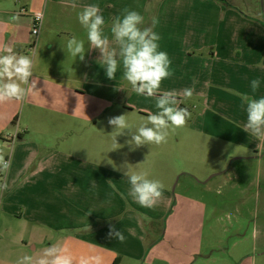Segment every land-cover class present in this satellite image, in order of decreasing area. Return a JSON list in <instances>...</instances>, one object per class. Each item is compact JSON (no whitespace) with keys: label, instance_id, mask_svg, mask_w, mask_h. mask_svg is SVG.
Wrapping results in <instances>:
<instances>
[{"label":"crops","instance_id":"0c3cea01","mask_svg":"<svg viewBox=\"0 0 264 264\" xmlns=\"http://www.w3.org/2000/svg\"><path fill=\"white\" fill-rule=\"evenodd\" d=\"M180 1L130 0L132 4H129L128 0H75L76 7H72V0H0V47L8 45L18 53L32 56L35 71L32 79L38 77L37 88L40 90L39 94L30 96L24 102L0 103V153L4 154V150H9L8 138L18 126L22 132L17 143L12 144L9 173L25 172L26 169L31 168L30 179H35L38 183L39 181L55 183L53 187L56 188L52 193L53 196L49 197L34 198L31 196L27 198L24 193L25 200L23 201H18V197L10 195L8 198L10 206H7L9 209L5 208V214L0 219V264H16V261L25 255L34 257L31 253L32 250L50 247L52 240L47 241L46 238H43V236L49 235L48 228L50 227L65 239L63 232H60V229H65L62 228L64 225L71 228L80 226L89 229L88 234L91 237L92 247L95 250L99 249L102 253L101 256L107 255L105 264H112L117 256L121 257L120 264H123L124 255L128 256L132 250L131 258L138 260L141 251L147 244L148 225H151L152 221L160 216L161 209L158 208L160 203L164 201L166 203L170 199L167 186H164L163 198L155 208L141 207L127 195L130 185L125 175V179L118 177L114 180L113 178L107 179L106 176L101 179L102 174L95 171L96 174L92 176L91 170H88V173L77 174L76 170H80L82 162L89 161V164L95 165L98 160L93 162L90 159L82 158L81 161H77L79 163L76 165L66 160L68 166L64 167V155L60 153V149L56 150L54 154L58 160L56 172L48 174L47 179L36 176L41 167L43 171H47L50 162H43L46 157L41 154V157L37 156L40 152L35 148L38 143L32 138L33 132L38 134L43 131L45 125H50L52 129L64 133V135L58 134V138L55 137L57 145H59V140L64 141L66 133H70L72 138H75V133L80 130L84 131V135L90 134L95 143L101 139L112 140L111 137L115 133L108 120L116 116L114 112L125 108L118 100L124 91L127 92L131 88L123 79L122 67L118 69L115 79H108L106 69L99 62L101 53L98 49H91L87 45L86 32L78 21V13L84 6L99 5L105 19L104 32L110 38V47H117L112 41L110 33L114 17L122 15L123 10L127 8L139 12L145 18L147 12L157 6V10L152 11L151 15L152 20L156 18L159 25L156 24L153 30L160 36L158 42L160 50L168 53L171 60L170 70L173 72L170 78L163 81L161 90H175L177 93H182L185 88H194L193 93L201 94L203 111L208 112L209 117L205 118L206 121L203 123H215L222 119L225 129H231V125L234 128V123L230 121L229 123L208 110L214 109L216 106L219 109L224 100V96L221 98L219 93L226 88L236 87L238 82L246 91H251L250 82L254 79L253 77L259 78L264 83V12L261 6H257L256 3L246 7V10L243 9L248 12L245 15L241 11L242 7L231 4L234 1L229 3V0H182L185 3H191L193 7L197 6L194 21L196 16L198 24L207 28H216L211 35L206 33L201 37H195L193 32L190 36L179 35L173 28H177L178 23L181 24ZM151 2H153V6H150ZM36 13L43 15L37 35L32 33ZM13 16H18L19 20L12 21L11 17ZM189 18V15L184 17L186 22ZM161 23L162 25H160ZM203 32L204 30L201 31V33ZM73 35L85 40L86 52L83 61L79 57L74 58L67 53L66 42ZM199 52L203 54L199 55ZM210 53H212L211 56H209ZM194 67L201 68V71L195 72ZM262 95L264 93L258 96ZM140 117L146 118L145 115ZM237 123L243 124L242 122ZM125 131L119 136L122 140L128 141L131 139V134ZM228 132L225 133V137L228 139L220 134L214 135L222 137L224 140L233 141ZM206 134L211 135L208 131ZM244 135L247 136L246 139L249 142V133L244 131ZM109 148L103 149V152H110ZM46 151L50 152L48 148ZM71 156L78 157V154L72 153ZM34 159L37 164L29 166ZM101 162L100 168L107 169L108 163L103 155ZM121 162L120 157L117 156L115 160L117 166H120ZM125 162L129 161L125 160ZM231 164L230 167H232ZM70 165L72 166L70 167ZM66 167H68V174H65ZM137 167L138 165L135 166L133 163L130 169L136 172ZM126 171L127 167L120 169V174H124ZM89 177L91 182L87 184L84 180ZM54 179L56 182H52ZM93 180L97 183L94 188ZM107 183H114L116 190L107 186L109 185ZM101 185L103 188L107 186L106 193H103V189H98ZM61 188H64L63 191ZM42 193L44 194V190ZM108 193L111 196L101 197L102 194L106 196ZM121 193L124 194L123 197ZM198 198V205L195 204L198 209H196L198 217L194 215L192 220H188L191 223L196 220V225L200 228L198 224H201L205 217L206 201L202 197L198 196ZM192 201L194 199L179 192L174 205L167 214L168 219L177 212L179 204L187 202L193 205ZM26 202L29 205H31L30 203L36 204L35 208L38 212L32 213L35 209L32 205L31 209L26 208L24 211L23 204ZM72 202L74 206L68 207ZM100 202L104 207L98 206ZM47 203L52 206L58 205L57 214H55L57 217L48 214L45 206ZM62 205L67 207L72 218L60 217L59 211ZM54 207L56 208V206ZM18 212L20 214H17ZM143 214L146 215V218L142 217ZM112 215L122 216V220L125 221V229L122 224L117 230L122 231L125 236L123 243L109 237L108 229L111 227H108V224H105L107 227L101 224L103 223L101 221L111 218ZM8 219L10 223H8ZM14 220H18V228L14 225ZM40 236L42 238H39ZM28 240L31 241V244ZM241 240L242 238H240ZM40 250L43 251V249ZM81 251L90 252V248L82 247ZM90 255L99 254L90 253ZM255 263L256 259L250 254L239 262V264ZM223 264H225L224 260Z\"/></svg>","mask_w":264,"mask_h":264},{"label":"rangeland","instance_id":"374dc122","mask_svg":"<svg viewBox=\"0 0 264 264\" xmlns=\"http://www.w3.org/2000/svg\"><path fill=\"white\" fill-rule=\"evenodd\" d=\"M232 1L234 2L231 4L242 7L241 11L245 15L247 11L243 9L254 3L261 6L264 12V0H229V2ZM128 3L132 4L130 0H128ZM152 3L150 6H153ZM179 4L182 14L181 24L178 23L177 28H173L177 30L179 35L187 34V36H190L193 32L195 37H201L206 33L212 34L216 27L207 28L202 24H198L196 16L194 21L197 6L193 7L191 3H185L182 0ZM197 5L199 4L197 3ZM155 10H157V6L152 11ZM152 11L147 12L144 18L145 27H152ZM185 15L190 16L188 22L184 19ZM202 30H204L203 33H201ZM198 54L202 55L203 53L199 52ZM211 55L212 53L209 54V56ZM194 69L195 72L201 71V68L194 67ZM237 84L239 86H233L232 89L230 87L226 88L219 93L221 98L224 96L219 109L216 106V108L208 110H211L213 114L220 116L225 121L234 123L235 129L232 127L233 125H231V129H225V123L222 119L215 123H203V121H206L204 119L209 116L207 111H203L201 94L197 93H193L191 98L183 100L182 103L191 112V118L184 127L170 131L167 142L160 145L134 147L118 135L116 140L121 147L111 150L113 146L111 139H101L95 143L92 141L90 134L84 135V131L81 130L75 133V138H72L70 133H66L64 141L59 140V145H57L55 137L58 138V134L64 135V133L52 129L50 125H45L43 131L38 132V134L33 132L32 138L38 143L35 148L40 153L37 156L41 157L43 155L46 157L43 162H50V166L47 167V171H43L41 167L36 176L46 177L47 179L48 174L56 172L58 160L54 154L56 150L60 149V153L64 155V167L68 166L66 160L74 165L78 164L77 161H81L82 158L90 159L93 162L98 160L95 165L89 164V161L82 162L80 170H76L77 174H84L91 170L93 172L91 173L92 176L96 174L95 172L102 174L101 179H104L105 176L107 179L113 178L115 180L118 177L125 179L124 174H120V169L126 168V165L131 167L135 163V166L138 165L135 169L137 173H146L148 178L159 180L165 187L167 186L170 199L166 203L165 201L160 203L158 207L161 209L160 216L152 221V228H150L151 225H148L147 244L141 251L140 258L138 260L131 258L132 250L128 256L124 255L123 264H223V260L225 264H239L248 254L256 259L255 264H264V141L260 143L261 140L251 134L248 136L250 137L249 142L247 141V136L244 135L243 130L246 113L240 106V96L234 94L247 93L258 98V95L264 93V90H262L264 83L261 81V87L255 94L243 90L240 82ZM118 102L122 103L125 108H121L119 112H114L115 115L127 114L128 121L133 127L139 126L143 122L145 118L140 117L141 115L147 116L146 113L157 111L154 98L139 96L132 88L127 92L124 91ZM110 114L112 113L110 112ZM237 122L243 124L239 125ZM112 130L114 131V129ZM206 130L211 135H207ZM21 132L22 130L17 126L10 134V138H8L9 150H4V155L8 153L7 157L11 155L12 144L17 143L16 141L19 140ZM125 132L131 134L127 130ZM226 132L229 133L233 141L224 140L222 137L219 138L214 135L220 134V136L225 137ZM108 147L111 151L103 152V149L105 150ZM47 148L50 150L49 153L46 151ZM72 153L78 154V157L71 156ZM102 155L108 163V166L106 165L107 169L100 168L102 166ZM117 156L122 161L120 166L115 163ZM239 156L243 157L238 159ZM125 160L129 162H125L127 163L125 164ZM36 162L34 159L29 166L37 164ZM230 164L232 167H230ZM68 172V167H66L65 174H68ZM30 174L31 168H28L25 172L9 173L8 171L6 176H0V182H5L8 185L7 190L0 193V219L5 214V208L9 209L7 206H10V203H8L10 195L18 197V201L25 200L24 193L27 198L31 196L34 198L53 196L52 193L56 190L53 187L55 183H42L40 181L38 183L37 180L30 179ZM52 182H56V180L54 179ZM84 182L90 184L91 178L89 177ZM107 184H109L107 186H110L112 183ZM107 186L103 188L101 185L98 189H103V193H106ZM30 187H32V190H30ZM61 189L63 191L64 188ZM43 190L44 194L42 193ZM179 192H183L194 199L192 201L193 205L187 202L179 204L177 212L168 219L167 214L174 205ZM108 196H111V194L101 195L103 198ZM198 196L206 201V214L203 217V222L198 224L200 228L197 227L196 220H193L192 223L188 220H192L194 215L198 217V209L195 206L199 199ZM20 197H23V199H20ZM27 203L23 204L24 211L26 208L31 209V205L33 208L37 207L34 203L29 202L31 205ZM45 206L50 216L53 214L54 217H57L55 214H57L58 205H54L56 208L49 203ZM71 206H74L73 202L70 206L68 205V207ZM98 206L100 208L104 207L101 202ZM64 207L62 205L60 208V217L72 218L70 211L67 210V207ZM37 212V208L32 211L35 214ZM17 214H20V212ZM142 217L146 218V215L143 214ZM18 220H14V225L17 228L19 227ZM7 221L10 223L9 219ZM101 222L105 227H107L105 224H108V227H115L116 230L123 224L122 227L125 229V221L122 220V216L112 215L111 218ZM63 227L65 229H60V232H63L65 239L60 237L61 235L59 236L53 228H48L49 235L47 237L43 236V238H46L47 241L52 240L50 246L55 245L58 248L67 249L74 257V264H79L80 258L90 256V253H97L101 256V251L92 247L87 228L80 226L71 228L66 225ZM199 231H201V234H199ZM240 238H242L241 241ZM29 244H31V241H29ZM82 247L90 248V252L81 251ZM40 249L44 251L46 248L32 250L31 253H33L34 258L43 253ZM102 257L103 264L107 263V255H102ZM205 259L207 260L204 261Z\"/></svg>","mask_w":264,"mask_h":264},{"label":"clouds","instance_id":"9594fccd","mask_svg":"<svg viewBox=\"0 0 264 264\" xmlns=\"http://www.w3.org/2000/svg\"><path fill=\"white\" fill-rule=\"evenodd\" d=\"M72 7H76L72 0ZM40 19V15H37ZM18 21V16L11 17ZM78 21L86 32L87 45L91 49H98L101 53L100 64L106 69L108 79H115L118 69H123V79L139 96L155 99V113L148 112L139 126L133 127L122 114L109 118L108 123L114 129L113 146L111 150L121 147L117 143V136L127 129L131 133L128 144L134 147L143 145H160L166 143L170 131L182 128L191 118L187 107H181L183 100L191 98L194 88H185L182 93L175 90H161L164 80L173 75L171 60L166 51L160 50V36L153 28L158 23L152 20V27H142L144 17L135 10L125 8L123 14L112 19L111 39L117 47H110L109 35L105 34V19L97 4H89L78 13ZM67 53L81 61L85 57V40L71 36L66 42ZM34 60L31 55L18 53L13 47H0V103L8 101L24 102L30 96L40 93L37 88L38 77L34 75ZM261 87V80L254 78L250 82L253 94ZM240 96L241 108L246 113V122L243 130L257 139L264 141V95L258 98L247 93H234ZM183 97V99H181ZM134 130V131H133ZM110 150V151H111ZM11 167V157L0 153V176H6ZM124 175L128 178L129 191L127 193L141 207L153 209L163 198L164 185L159 180L148 178L146 173L131 171L126 165ZM93 188L96 182L93 180ZM116 190L114 183L110 184ZM7 183L0 182V193L6 191ZM123 197L124 194L121 193ZM89 230V229H88ZM109 237L123 243L125 236L122 231L111 227ZM16 264H74V257L67 249L53 245L46 248L39 257L25 255L16 261ZM79 264H103L100 255L82 256Z\"/></svg>","mask_w":264,"mask_h":264},{"label":"built area","instance_id":"2783aa9c","mask_svg":"<svg viewBox=\"0 0 264 264\" xmlns=\"http://www.w3.org/2000/svg\"><path fill=\"white\" fill-rule=\"evenodd\" d=\"M40 15V19L38 20L37 19V15ZM42 21H43V15L42 13H36L34 15V22H33V28H32V33L33 34H38L39 33V30H40V27H41V24H42ZM15 139V137H14Z\"/></svg>","mask_w":264,"mask_h":264},{"label":"trees","instance_id":"16d2710c","mask_svg":"<svg viewBox=\"0 0 264 264\" xmlns=\"http://www.w3.org/2000/svg\"><path fill=\"white\" fill-rule=\"evenodd\" d=\"M231 3V2H229ZM181 107H184L183 104L180 105ZM120 261H121V257L120 256H117L114 261L112 262V264H120Z\"/></svg>","mask_w":264,"mask_h":264}]
</instances>
